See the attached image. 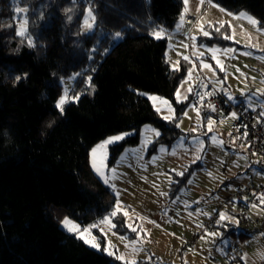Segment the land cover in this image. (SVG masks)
Returning <instances> with one entry per match:
<instances>
[{
    "label": "trees",
    "instance_id": "16d2710c",
    "mask_svg": "<svg viewBox=\"0 0 264 264\" xmlns=\"http://www.w3.org/2000/svg\"><path fill=\"white\" fill-rule=\"evenodd\" d=\"M211 1L250 13L264 29V0ZM17 6L27 9L22 36ZM88 7L95 30L81 34ZM182 15L183 0H0V264H121L66 233L60 222L86 226L115 209L117 198L91 169L90 151L98 143L135 133L110 148L113 167L127 147L139 145L146 125L160 132L150 154L182 136L178 123L187 104L178 103L176 93L189 67L173 69L167 41L152 36L173 29ZM230 28L210 27L211 36L201 41L234 45L224 38ZM116 33L124 39L106 54ZM73 73L80 74L76 89L93 76V95L61 112V82ZM143 93L169 100L175 118L165 121ZM178 191L174 187L171 197ZM116 220L125 221L122 214ZM215 227L224 236L250 237L249 228L239 233L227 219Z\"/></svg>",
    "mask_w": 264,
    "mask_h": 264
},
{
    "label": "rangeland",
    "instance_id": "374dc122",
    "mask_svg": "<svg viewBox=\"0 0 264 264\" xmlns=\"http://www.w3.org/2000/svg\"><path fill=\"white\" fill-rule=\"evenodd\" d=\"M89 10L95 17L92 9L88 7L79 29L81 34H91L95 30L96 18L94 21L89 20L93 24L91 29H86L84 25ZM199 10L201 22L188 35H180L181 20L171 30L160 28L153 32L163 30L161 39L167 41L165 56L173 69H179L181 63H186L189 67L186 79L176 93L177 102L187 104L178 123L182 136L173 145L159 146L155 153L150 154L151 146L160 137V132L152 125H146L140 131L139 145L127 147L113 167L109 166L110 148L135 133H121L109 137L123 138L106 145L103 151L104 176L98 175L92 168V149L109 138L98 143L90 151L91 169L119 201V208L116 204L113 210L117 215L111 217L112 211L86 226L70 218H64L60 222L61 229L82 242L84 240L78 238L77 234L68 231L63 221L68 219L79 225L81 230L90 228V233L84 234L85 238L92 241L94 237V242L99 247L84 243L121 264L133 260L136 264H264V259L261 258L264 256L262 208L251 207L255 222L249 227L248 239L224 236L219 227L207 226L215 217L220 221V214L223 213L232 218L227 220L237 227L239 233L244 230L245 227L238 216L239 206L233 201L232 194L239 185L249 183L248 174L255 176L258 182H264V175L258 161L251 159L246 153L247 146L230 138L236 117L230 114L220 122L211 120L210 131L209 120L201 111L211 88L224 93L234 104L243 102L247 107L254 108L259 102L264 103L263 96L257 91H264V29L250 13H234L211 0L201 4ZM241 13L254 18L258 22L257 25L253 26L247 19L240 18ZM17 14L21 24H24L25 35L27 22L25 24L26 19L21 18L24 13ZM227 23H231L234 29L233 33L230 28V35L234 38L229 39L234 45H209L201 41L202 38L211 36H205L201 27L208 32L210 27L224 26ZM20 30L19 27L18 32ZM152 36L156 38L153 34ZM123 39L121 34L119 38L115 36L106 54ZM228 49L234 51L228 52ZM184 57L188 59L185 60ZM217 60L223 66V71L217 65ZM205 63L211 65V69L203 68ZM79 78V73H73L61 82L63 92L56 102V107L62 97H66L64 110L67 105L77 103L83 95H93V76H87L83 80L84 86L76 89ZM143 95L150 100L156 112L165 121L175 118L176 112L169 100L151 93ZM150 97L159 99L153 100ZM158 108L160 111H157ZM58 110L61 111L60 108ZM166 116L170 118L165 119ZM96 160L99 165L100 152H97ZM191 169L193 172L190 178L184 182L185 173ZM105 178L108 183L104 182ZM174 187H179V191L172 198ZM125 212L127 216L124 215ZM120 214L124 216V224L116 220ZM105 218H110L111 224L116 227L102 224L101 221ZM233 219L238 223L233 222ZM92 225L97 227H90ZM128 225L136 228V232L131 231ZM207 233L217 235L207 236ZM195 237L199 238L196 240ZM109 252L114 255H109ZM117 256H123L125 259L118 260Z\"/></svg>",
    "mask_w": 264,
    "mask_h": 264
},
{
    "label": "built area",
    "instance_id": "2783aa9c",
    "mask_svg": "<svg viewBox=\"0 0 264 264\" xmlns=\"http://www.w3.org/2000/svg\"><path fill=\"white\" fill-rule=\"evenodd\" d=\"M184 28L180 35H188L197 22V18L185 14ZM264 98V96H263ZM203 115L208 120L217 122L225 120L230 114L235 113V121L231 129V140L240 141L247 146L246 153L253 160L258 161V166L264 175V103L259 102L257 107L249 108L243 103H231L224 93L211 88V95L201 107ZM249 183L241 184L232 194L233 201L239 206V218L243 227L249 228L255 220L252 218L251 207L258 206L264 210V182H258L255 176L249 175ZM234 203V202H232ZM228 203V205H233ZM215 217L208 223V228L217 225ZM196 240L199 237H195Z\"/></svg>",
    "mask_w": 264,
    "mask_h": 264
},
{
    "label": "snow or ice",
    "instance_id": "6c2138e0",
    "mask_svg": "<svg viewBox=\"0 0 264 264\" xmlns=\"http://www.w3.org/2000/svg\"><path fill=\"white\" fill-rule=\"evenodd\" d=\"M184 3H185V5H187L188 0H184ZM200 3L203 4L204 3V0H200ZM15 11H16V13H26L27 12V9L26 8L17 7L15 9ZM184 11L187 12L188 11V8L185 7ZM240 18L247 19L248 22L250 24H252L253 26L257 25V23H258L254 18L248 17L247 14H245V13H241L240 14ZM90 19L93 20V21L95 19V17L92 16L91 10L88 11L87 16L84 19V25H85V28L86 29H91L93 27V24L89 22ZM180 19H181V22H183L184 21V16L182 15ZM24 23L26 24V20H25ZM20 28H21V30L17 34L18 35H24V24H21L20 25ZM201 31L203 32V34L205 36L209 35V33L207 31H204L202 27H201ZM216 31H219V28H217ZM153 35L157 39H161V38H163V30L161 29L159 32L153 33ZM119 36H120V34L119 33H116V38H119ZM224 38L225 39H233L234 37L231 36V35H226ZM30 43H31V41H30ZM227 51L228 52H231V51H234V50L233 49H228ZM213 58H215V57H213ZM184 59L187 60L188 57H184ZM262 59H264V58H262ZM217 65L220 67V70L221 71L224 70V68L220 64V61L219 60H217ZM211 67L212 66L209 65V64H207V63L203 64V68H205V69H211ZM17 79H19V77H17ZM189 91H191V89H189ZM257 91L260 92V95L264 96V91H262V90H257ZM209 95H211V93H209ZM242 95H243V93H242ZM150 98L153 99V100L159 99L157 97H150ZM229 98L231 99V97H229ZM74 99H75V97H74ZM65 102H66V97H62L60 99L59 103L57 104V107L60 108L61 111H63V105H64ZM161 102L164 103V104H167L168 103L167 101H161ZM248 103H249V106H251V99H249ZM157 111H160V109L158 108ZM169 111H171V108H169ZM235 115H236L235 113L232 114L233 117H235ZM260 115L261 116H264V111H262L260 113ZM169 118L170 117H167V116L165 117V119H169ZM208 124H209V130L211 131L212 121L209 120L208 121ZM193 131H195V129H193ZM122 138L123 137H121V136H116V137L109 138L108 140L104 141L102 144L98 145L96 148L92 149V168L94 169V171L98 175L104 176V173L102 171V167L104 166L103 165V161H104L103 151H104L106 145L111 144L114 141H118V140H120ZM213 139H215V137H213ZM97 152H100L101 153V161H100V164L99 165L97 164V160H96ZM197 159H199V157H197ZM112 171L114 172L115 170L113 169ZM179 174L182 175L183 173H179ZM104 182L105 183H108V180L105 178ZM262 203H264V199H262ZM253 207H255V205H253ZM117 208H119V201L117 202ZM116 215H117V212L116 211H113L111 213V217H115ZM124 215L127 216V212H125ZM226 219H232V218L226 217L225 214L221 213L220 214V221H223V220H226ZM220 221H217V223H219ZM233 222L238 223V221H235L234 219H233ZM101 223L102 224H109L110 227H112V228H115L116 227L115 224H111L110 218H105L103 221H101ZM63 224L68 229L69 232H73V233L77 234L78 238L83 239L85 243H91L92 247H99V245L94 242V240H95L94 237L92 238V241H89L88 239L85 238V235L84 234L90 233V228H83L81 230L79 225H76V224L72 223L68 219H65L63 221ZM90 227H97V226L96 225H92ZM128 227L131 229V231L136 232V228L132 227L131 225H128ZM137 235H139V234H137ZM206 235L207 236H213V237H215L217 235V233H207ZM204 238L205 237H202V239H204ZM121 239H124V238L121 237ZM133 243H135V241H133ZM109 255H114V253L109 252ZM241 258L242 259H246V257H241ZM261 258L264 259V256H262ZM116 259H118V260H124L125 258L123 256H117ZM149 260H151V257H149ZM127 264H136V262L133 260V261L127 262Z\"/></svg>",
    "mask_w": 264,
    "mask_h": 264
},
{
    "label": "crops",
    "instance_id": "0c3cea01",
    "mask_svg": "<svg viewBox=\"0 0 264 264\" xmlns=\"http://www.w3.org/2000/svg\"><path fill=\"white\" fill-rule=\"evenodd\" d=\"M205 1H208V0H204V3H205ZM183 3H184V0H183ZM200 6H201V3H200V1L199 0H192V2H190V1H188V3H187V5H185V3H184V9H185V7H187L188 8V11L187 12H185L184 11V19H185V14H189L190 16H192V17H194V18H197L198 20H197V22H196V24L193 26V28H192V30L194 31L196 28H197V26H199V24H200V22H201V20L199 21V18H200V15H201V12H200ZM209 10H210V7L208 6V12H209ZM202 11V10H201ZM199 21V22H198ZM184 23H185V20L182 22V29H181V32H182V30H183V28H184ZM227 24H229L230 26H231V28H232V30H233V33H234V29H233V26L231 25V23H227ZM192 30L190 31V33L192 32ZM180 32V33H181ZM209 97V96H208ZM208 97H207V99H208ZM207 99H206V101H207ZM205 101V102H206ZM204 102V103H205ZM241 103H243V102H241ZM239 104V103H238ZM256 106V105H255Z\"/></svg>",
    "mask_w": 264,
    "mask_h": 264
}]
</instances>
